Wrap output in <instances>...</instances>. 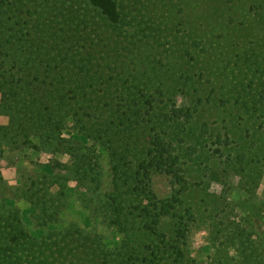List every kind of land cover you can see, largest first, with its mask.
<instances>
[{
    "label": "trees",
    "instance_id": "16d2710c",
    "mask_svg": "<svg viewBox=\"0 0 264 264\" xmlns=\"http://www.w3.org/2000/svg\"><path fill=\"white\" fill-rule=\"evenodd\" d=\"M66 1L74 0H0V90L8 84L2 104L13 102L6 114L10 129L3 130L52 141L64 123L82 124L86 138L113 160V193L123 194L134 260L145 240L152 252L159 245L165 250L195 227L206 226L216 246L243 242L227 190L238 188L248 208L264 177V13L258 3L251 7L260 28L252 35L254 49L241 52L245 44L228 31L221 37L238 53L219 54L202 69L190 45L181 44L184 56L173 53L158 63V53L132 60L126 47L96 41L104 27L123 20L117 0H81L99 23L82 13L81 19L71 5L60 12ZM211 3L212 15L223 20L222 2ZM235 30L245 32L243 23ZM154 176L167 179L168 200L156 202L147 190ZM212 183L220 193L209 192ZM258 202L264 219V198Z\"/></svg>",
    "mask_w": 264,
    "mask_h": 264
},
{
    "label": "rangeland",
    "instance_id": "374dc122",
    "mask_svg": "<svg viewBox=\"0 0 264 264\" xmlns=\"http://www.w3.org/2000/svg\"><path fill=\"white\" fill-rule=\"evenodd\" d=\"M117 1L125 12L123 20L104 27L107 32L96 41L126 47L125 52L134 55L132 60L139 53L142 57L158 53L157 58L153 55L158 63L166 62V56L173 53L184 56L181 44L190 45L188 50L202 69L208 59L222 58L219 54L229 53L234 58L238 53L239 48L221 37L228 31L245 44L240 51L250 53L257 37L252 35L259 34L260 29L257 18L252 22L251 7L258 3V11L264 13V1L257 0H215L222 2L223 20L212 15L211 0ZM69 5L91 22H100L94 9L81 0L66 1L60 12L66 14L64 8ZM56 15L61 21L60 14ZM240 23L245 29L241 34L235 30ZM193 40L196 47L190 44ZM8 87L6 84L0 90V264H264V219L256 210L258 199L264 198V177L248 208L250 204L242 208L244 195L238 188L227 190L235 204L231 208L236 209L231 216L235 233L240 230L253 242L243 237V242L216 246L206 226L195 227L179 244H170L165 250L159 245V250L152 252L145 245L150 239L145 240L139 249L142 254H137L139 260H134L128 249L133 234L127 225L123 194L113 193L112 158L86 138L82 124L64 123L60 137L52 141L45 135L29 139L8 135L3 129H10L6 114L13 102L2 104L3 91ZM17 128L18 123L13 129ZM230 181L232 187L237 186L236 179ZM147 190L156 202L171 196L164 176L152 177ZM209 192L218 194L221 188L212 183ZM122 204L123 209L117 210Z\"/></svg>",
    "mask_w": 264,
    "mask_h": 264
}]
</instances>
